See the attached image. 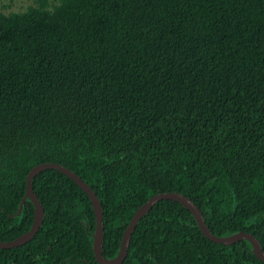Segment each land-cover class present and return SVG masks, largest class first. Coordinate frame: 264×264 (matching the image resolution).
Returning a JSON list of instances; mask_svg holds the SVG:
<instances>
[{"label": "trees", "instance_id": "16d2710c", "mask_svg": "<svg viewBox=\"0 0 264 264\" xmlns=\"http://www.w3.org/2000/svg\"><path fill=\"white\" fill-rule=\"evenodd\" d=\"M1 1V9L6 7ZM12 1V0H7ZM55 162L102 210L112 258L133 212L176 191L216 236L264 252V0H33L0 10V241L28 230L25 175ZM31 188L35 234L0 264H99L87 195L55 169ZM121 264H264L215 243L176 201L135 224Z\"/></svg>", "mask_w": 264, "mask_h": 264}, {"label": "water", "instance_id": "95a60500", "mask_svg": "<svg viewBox=\"0 0 264 264\" xmlns=\"http://www.w3.org/2000/svg\"><path fill=\"white\" fill-rule=\"evenodd\" d=\"M45 169H55L61 174L65 175L66 177L71 179L89 198L94 216V230L92 233L91 249L94 260L99 264H121V262L125 257L126 248L135 224L146 212H148V210L155 202L161 199L176 201L179 204H181L184 208H186L192 214L202 235L208 240L224 245L232 244L241 239L246 240L251 246V252L253 253V255L258 260L264 262V252L262 251L258 240L253 235L243 231H238L225 236L213 235L206 227L201 212L195 206V204L192 203L188 197L176 191L156 193L154 195H151L144 203H142L133 212L129 221L127 222L122 232L116 255L112 258H106L101 253L103 228H102V210L98 198L96 197L92 189L85 182H83L74 172L55 162H43L36 164L32 166L26 173L24 180L25 182L24 195L19 201L16 214L20 212L22 202L25 200V198H28V200L31 202L33 207L32 222L27 231L21 233L19 236L15 237L14 239L9 241H0V248H11L13 246L26 243L35 234L38 227L40 226L43 218V210L40 202L37 200V197L32 191L31 179L40 171Z\"/></svg>", "mask_w": 264, "mask_h": 264}, {"label": "rangeland", "instance_id": "374dc122", "mask_svg": "<svg viewBox=\"0 0 264 264\" xmlns=\"http://www.w3.org/2000/svg\"><path fill=\"white\" fill-rule=\"evenodd\" d=\"M6 7L1 9V1H0V10L9 11V10H23L26 6L33 4V0H5Z\"/></svg>", "mask_w": 264, "mask_h": 264}]
</instances>
